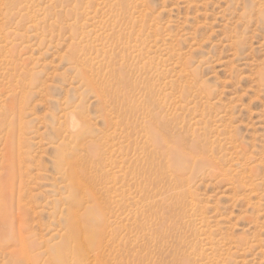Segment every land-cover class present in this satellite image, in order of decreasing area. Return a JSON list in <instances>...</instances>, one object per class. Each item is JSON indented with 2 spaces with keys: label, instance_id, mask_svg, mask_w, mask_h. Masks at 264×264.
Returning <instances> with one entry per match:
<instances>
[{
  "label": "rangeland",
  "instance_id": "rangeland-1",
  "mask_svg": "<svg viewBox=\"0 0 264 264\" xmlns=\"http://www.w3.org/2000/svg\"><path fill=\"white\" fill-rule=\"evenodd\" d=\"M0 176L37 264H264V0H0Z\"/></svg>",
  "mask_w": 264,
  "mask_h": 264
},
{
  "label": "bare ground",
  "instance_id": "bare-ground-1",
  "mask_svg": "<svg viewBox=\"0 0 264 264\" xmlns=\"http://www.w3.org/2000/svg\"><path fill=\"white\" fill-rule=\"evenodd\" d=\"M12 2L13 1H16V0H11ZM10 3V2H9ZM4 115V114H3ZM2 115V116H3ZM145 116V115H144ZM69 118H71V122L73 123L74 122V115L73 114H70L69 115ZM145 118V117H144ZM8 119V118H7ZM6 120V119H5ZM154 126H156L155 124H154ZM71 127V126H70ZM158 127V126H157ZM150 128L153 130V129H155V127H153V124L151 123V126H150ZM160 129V128H159ZM157 130V129H156ZM20 131V130H19ZM160 131V130H159ZM145 132V131H144ZM20 134V133H19ZM147 134V133H146ZM19 136V135H18ZM165 135H162L161 134V136L160 137H162V142H163V147L165 146V152H166V154H168V153H170V150H171V148H170V146H173V143L171 142V144L172 145H170V142H168V140L166 139V137H164ZM168 137V136H167ZM169 139V138H168ZM151 154V153H150ZM165 154V155H166ZM151 156V155H150ZM164 156V155H163ZM4 157H5V155H4ZM10 157V156H9ZM9 157H7V158H9ZM99 157V156H98ZM160 158V157H159ZM150 159V158H149ZM167 160H169V159H167ZM78 161H80V160H78ZM87 162V161H86ZM97 162V161H96ZM87 163H89V161L87 162ZM121 163V162H120ZM8 164H10V163H8ZM82 164V163H81ZM95 164V163H94ZM93 163H92V165H94ZM168 164H169V162H165V166H168ZM77 165H80L79 163L77 164ZM87 166H89L88 164H86ZM91 165V166H92ZM100 165V164H99ZM110 165V164H109ZM81 166H83V165H81ZM86 166V167H87ZM97 166V165H96ZM170 166V165H169ZM5 167V166H4ZM7 167V166H6ZM66 170H65V172H66V175H67V180H68V182H69V184H70V186L71 187H73V189L74 190H76L78 193H79V195L81 194V195H86V194H89V196L91 195V197L93 198V199H96V201H97V199L98 198H96V197H98V196H96V194H97V192H95V190L93 189V184L92 183H94V182H92V178L94 177H91V176H86V174L84 175V172H83V174H81V173H79L80 171V169H78V171H76L75 170V165L73 166V165H71V163L70 162H66ZM77 167V166H76ZM98 167V166H97ZM81 168V167H80ZM82 168H84V167H82ZM88 169H89V167H87ZM93 168L95 169V166H93ZM92 168V169H93ZM99 168V167H98ZM119 168H121V167H119ZM124 167L122 166V169H123ZM130 168V167H129ZM84 169H86V168H84ZM91 169V170H92ZM119 170V169H118ZM127 170V169H126ZM5 171V170H4ZM85 171V170H84ZM122 171V170H121ZM125 171V170H124ZM6 172H7V170H6ZM94 172V171H93ZM120 172V171H119ZM130 172V171H129ZM128 172V173H129ZM87 173V172H86ZM3 174V173H2ZM23 174V173H22ZM88 174V173H87ZM95 174V173H94ZM4 175L6 176V173L4 172ZM90 175V174H89ZM92 175V174H91ZM97 175V174H96ZM95 175V176H96ZM129 176V175H128ZM1 177V176H0ZM3 177V176H2ZM100 177V176H99ZM4 178V177H3ZM23 178V177H22ZM95 178H97L98 180H99V178L98 177H94L93 179H95ZM100 178H102V177H100ZM104 179H107V178H104ZM1 180V179H0ZM127 180H129V178H127ZM5 181V180H4ZM3 181V182H4ZM7 181V180H6ZM95 181H97V180H95ZM100 181V180H99ZM130 181V180H129ZM2 182V183H3ZM103 182V181H102ZM128 182V181H127ZM1 183V182H0ZM20 183H22V182H20ZM98 183V182H97ZM95 184V183H94ZM7 185V183L5 184V185H0V234L1 235H3L4 236V234L5 233H7L6 231V229H8L10 232L12 231V233H13V238H12V244H13V246H14V248H12L11 247V245H10V250H9V253H11V255H14L13 257H14V259H13V263L14 264H37V261L35 260V258H34V256H31L30 254H28L29 252H28V247H27V244L28 243H26V239H25V236H23V235H25V234H23V235H21L20 233H18L17 234V232H16V230L14 231V220L16 221V220H19V219H13L15 216L13 215V200H14V194H13V190L11 191V192H8L9 190H6L5 188H4V186H6ZM18 185H22V184H19L18 183ZM96 185H98V184H96ZM100 185V184H99ZM126 185V184H125ZM122 187V186H121ZM6 188L8 189V187L6 186ZM99 188V187H98ZM11 190V189H10ZM15 191V190H14ZM18 191V190H17ZM107 191V190H106ZM127 191V190H126ZM100 193H101V188H100V191H99ZM98 192V193H99ZM15 193V192H14ZM99 193V194H100ZM18 195H20V193L18 194ZM17 195V196H18ZM98 195V194H97ZM177 195H178V197H179V194L177 193ZM100 196V195H99ZM15 199H16V197H15ZM23 200V199H22ZM16 201H18V200H16ZM94 202V201H93ZM24 203V202H23ZM16 204H17V202H16ZM97 204H98V202H97ZM15 205V204H14ZM18 206H19V202H18V204H17ZM16 206V205H15ZM14 206V207H15ZM17 206V207H18ZM22 206H24V205H22ZM99 206V205H98ZM16 208V207H15ZM24 208V207H23ZM18 209V208H17ZM20 209H22V208H19V211H20ZM16 210V209H15ZM72 210H74V209H71V211L69 212V227H68V235H69V237L71 238V243H72V245H71V250H73V248L74 249H80V247L81 246H84V240H85V236H84V229H83V226H82V222H81V218H80V215L78 214V212L75 210V211H72ZM125 210V209H124ZM129 210V209H128ZM22 211H24V210H22ZM22 211H20V214H21V212ZM14 212H16V211H14ZM25 212V211H24ZM127 213V212H126ZM19 214V213H18ZM25 214V213H24ZM119 214V213H118ZM16 215V214H15ZM21 215H23V214H21ZM26 215V214H25ZM104 215V214H103ZM120 215V214H119ZM122 215V214H121ZM14 216V217H13ZM20 216V215H19ZM106 216V215H105ZM128 216H129V214H128ZM18 217V216H17ZM24 217V216H23ZM108 217V216H107ZM22 218V217H21ZM20 218V219H21ZM23 219H25V218H23ZM23 219H21V220H23ZM20 220V221H21ZM118 220V219H117ZM26 222V221H25ZM24 222V223H25ZM119 222V221H118ZM122 222V221H121ZM156 223H158V222H156ZM155 223V224H156ZM106 224V223H105ZM159 225H160V223H159ZM22 226H24V225H22ZM22 226H20L19 225V231H20V229L22 228ZM110 226V225H109ZM5 227H6V229H5ZM106 227V226H105ZM105 227H104V230H105ZM119 227V226H118ZM154 228V232H153V238H156V235H158L157 234V232H159L160 230H162L163 229V226H158L157 228L155 227V226H153ZM123 228V227H122ZM125 228V227H124ZM152 229V230H153ZM6 230V231H5ZM24 230V229H23ZM103 230V231H104ZM130 230V229H129ZM152 230L150 231V233H152ZM164 230V229H163ZM23 232V231H22ZM9 233V232H8ZM24 233V232H23ZM103 233H105V232H103ZM112 233V232H111ZM126 233V232H125ZM120 234V233H119ZM129 234V233H128ZM106 235V234H105ZM108 236V235H107ZM125 236V235H124ZM158 237H159V235H158ZM127 238V237H126ZM152 238V239H153ZM70 240V239H69ZM154 240V239H153ZM148 241V240H147ZM70 242V241H69ZM122 242H124V241H122ZM131 242H132V239H131ZM120 243H121V241H120ZM119 243V245H121ZM123 244V243H122ZM146 244V243H145ZM152 244H153V242H152ZM15 246H19L17 249L15 248ZM145 246V245H144ZM150 246H152V245H150ZM119 247H121V246H119ZM118 247V248H119ZM153 247V246H152ZM8 248V249H9ZM107 248V247H106ZM123 248V247H122ZM125 249H126V247H124ZM123 248V249H124ZM5 249H7V248H5ZM122 250L121 249V251H118L117 250V252H116V256H115V264H144L142 261H140V260H138L137 258H135L134 256H136L135 254H133V249L131 250V251H133L132 253L130 252V250L128 251V250ZM128 249V248H127ZM144 250L143 251H145V248H143ZM21 250H24L26 253H23L22 255L19 253ZM157 250V249H156ZM69 251H70V249H69ZM83 252L85 253H87V250L86 249H83ZM105 252V251H104ZM137 252V251H136ZM139 252V251H138ZM138 252H137V255H138ZM141 252V251H140ZM153 252H154V250H153ZM8 253V254H9ZM98 253V252H97ZM100 253V252H99ZM71 254V253H70ZM131 254H133V255H131ZM73 255V254H72ZM86 255H88V254H86ZM90 255V254H89ZM102 255V254H101ZM105 255V254H104ZM103 255V256H104ZM74 256V255H73ZM72 256V257H73ZM77 256V255H76ZM83 256V255H82ZM103 256H101V257H103ZM8 257V256H7ZM71 257V256H70ZM70 258V260H69V263L68 264H85V263H82L81 261H80V259L78 260V259H76V258ZM92 257V256H91ZM91 257H89V256H87L86 257V260L89 262V264H95V263H97L98 262V254L96 255L95 254V256L93 255V257L91 258ZM145 257V256H144ZM147 257V256H146ZM166 257V256H165ZM177 257V256H176ZM106 258V257H105ZM155 258V257H154ZM175 258V257H174ZM114 259V258H113ZM137 259V260H136ZM142 259V258H141ZM149 259V258H148ZM162 260V259H161ZM11 261V260H10ZM104 261V260H103ZM40 262V261H39ZM100 262H101V259H100ZM146 262H147V260H146ZM154 262V261H153ZM178 262V261H177ZM44 263V262H43ZM104 263H106L105 261H104ZM104 263H102V264H104ZM10 264H12V262L10 263ZM40 264V263H39ZM67 264V263H66ZM163 264V263H162Z\"/></svg>",
  "mask_w": 264,
  "mask_h": 264
}]
</instances>
